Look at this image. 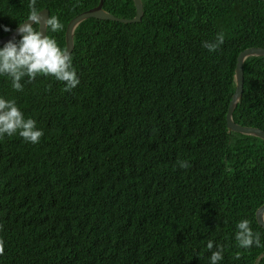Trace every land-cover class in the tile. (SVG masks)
Here are the masks:
<instances>
[{"label":"trees","instance_id":"16d2710c","mask_svg":"<svg viewBox=\"0 0 264 264\" xmlns=\"http://www.w3.org/2000/svg\"><path fill=\"white\" fill-rule=\"evenodd\" d=\"M142 1L141 22L79 24L75 88L38 74L16 91L0 75V98L43 130L36 144L19 132L0 137V264H211L209 240L224 248L217 264H264V140L227 126L237 58L264 48V1ZM29 2L0 0V38L24 22ZM99 3L36 7L58 17L63 29L47 34L66 49L69 22ZM103 7L136 15L134 0ZM218 32L225 42L210 52L202 43ZM243 67L233 117L264 130V56ZM242 219L259 247H239Z\"/></svg>","mask_w":264,"mask_h":264},{"label":"clouds","instance_id":"9594fccd","mask_svg":"<svg viewBox=\"0 0 264 264\" xmlns=\"http://www.w3.org/2000/svg\"><path fill=\"white\" fill-rule=\"evenodd\" d=\"M37 0H30L29 13L23 23L17 26L20 39H10L0 48V75H8L12 78V87L16 91H23L21 80L27 76L29 82L38 74L53 76L58 81L65 82L66 91L75 88L79 84L76 71L72 66V56L66 49H61L55 38L47 33L58 32L63 29V24L57 16L44 17L42 11L36 7ZM40 26V29L34 28ZM4 31H10L4 26ZM225 42L223 32H218L213 41H204L202 46L210 52H215ZM19 132V135L27 142L39 143L43 136V130L36 128V121L25 119L22 111L17 107L14 99L0 98V137L4 134L9 136ZM180 168H188L189 162L178 161ZM3 226L0 225V228ZM235 239L241 248L249 249L254 245H261L260 234L254 232L248 219H242L236 225ZM209 240L207 248L211 251V264H217L223 259L224 248ZM4 253V242L0 240V255ZM239 255L237 256V259Z\"/></svg>","mask_w":264,"mask_h":264},{"label":"water","instance_id":"95a60500","mask_svg":"<svg viewBox=\"0 0 264 264\" xmlns=\"http://www.w3.org/2000/svg\"><path fill=\"white\" fill-rule=\"evenodd\" d=\"M264 1V0H263ZM135 7H136V15L133 18H121L118 17L107 10L104 9V0H100V3L89 9L86 10L76 17H74L68 24L67 31H66V50L73 52L75 47L74 41V34L76 28L79 26L81 22L89 18H96L100 20H110V21H117L123 23H137L141 22L144 15V4L142 0H134ZM42 11L44 17L50 15V11L45 8ZM40 29V26H39ZM17 28L10 34L0 38V45L7 43L13 37L17 38L20 35L17 33ZM250 56H264V48L262 47H250L243 50L238 58H237V65H236V88L235 92L232 96L230 101L228 112H227V126L229 131H234L241 134H247L259 137L264 140V130L258 127L253 126H246L237 123L234 120L233 114L236 109L238 102L242 99L243 92H244V62ZM256 219L260 226L264 228V204L260 206L256 212Z\"/></svg>","mask_w":264,"mask_h":264}]
</instances>
